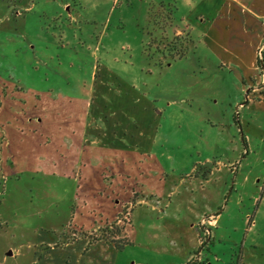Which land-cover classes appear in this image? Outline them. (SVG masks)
Segmentation results:
<instances>
[{
    "label": "rangeland",
    "instance_id": "rangeland-1",
    "mask_svg": "<svg viewBox=\"0 0 264 264\" xmlns=\"http://www.w3.org/2000/svg\"><path fill=\"white\" fill-rule=\"evenodd\" d=\"M194 2L0 0V264H264V108Z\"/></svg>",
    "mask_w": 264,
    "mask_h": 264
},
{
    "label": "crops",
    "instance_id": "crops-1",
    "mask_svg": "<svg viewBox=\"0 0 264 264\" xmlns=\"http://www.w3.org/2000/svg\"><path fill=\"white\" fill-rule=\"evenodd\" d=\"M194 1L186 20L194 27L199 26L203 32L202 39L219 56L223 66L230 64L236 70L241 71L240 76L250 77L255 97L259 99V106L264 108V69L261 67L264 68V49L262 48L264 43V0ZM176 30L182 33L180 29ZM246 107V104H239L235 120L245 147L242 156L244 159H250V154L254 150L249 134L252 132L255 138L258 139L260 136L264 139V131L261 129L264 120L261 119L256 109L249 113L248 118L242 116L239 109ZM261 121L260 125L256 124ZM252 173L253 171L250 169L247 171L243 177L244 183H250ZM259 174L256 173V175ZM257 180L261 181V179ZM252 182L255 183V179Z\"/></svg>",
    "mask_w": 264,
    "mask_h": 264
},
{
    "label": "trees",
    "instance_id": "trees-1",
    "mask_svg": "<svg viewBox=\"0 0 264 264\" xmlns=\"http://www.w3.org/2000/svg\"><path fill=\"white\" fill-rule=\"evenodd\" d=\"M261 56H262V55H261ZM261 58H262V57H261ZM260 60H261V59H260V57H259V62H260ZM262 65H263V64H262ZM261 67H262V69H264L263 66H261ZM115 241H116V242H115ZM114 242H115V245L118 246L117 240H114Z\"/></svg>",
    "mask_w": 264,
    "mask_h": 264
}]
</instances>
